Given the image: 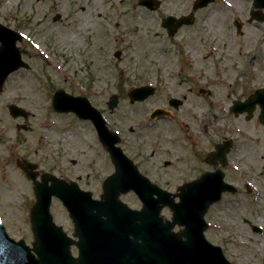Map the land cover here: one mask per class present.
I'll list each match as a JSON object with an SVG mask.
<instances>
[{"label":"rangeland","instance_id":"rangeland-1","mask_svg":"<svg viewBox=\"0 0 264 264\" xmlns=\"http://www.w3.org/2000/svg\"><path fill=\"white\" fill-rule=\"evenodd\" d=\"M191 1L170 0L150 12L128 0H0V24L23 35L17 46L28 65L11 73L0 92V221L10 237L33 243L30 209L35 196L32 181L21 168L24 163L36 166L38 180L49 173L76 181L96 199L103 194L102 182L114 172L91 122L52 110V96L62 89L87 97L110 130L118 132L119 146L140 171L170 192L185 181L178 179L183 169H194L189 177L212 170L205 162L209 152L218 142L233 139L239 151L234 149L227 157L242 172L237 173L233 165L222 169L238 192L224 194L209 208L205 236L221 247L231 264H264V174L259 173L264 162L257 159L264 138L254 117L245 120V115L219 111L213 116L196 113L183 120L163 119L152 126L147 121L153 108L181 97L178 90L189 86L186 78L196 80V88L212 90L206 104L191 100L192 105L205 104L210 110L216 100L231 105L264 87V21L247 23L252 1L196 12V31L206 28L197 32L203 60L190 64L189 54L177 50L160 21L167 10L190 11ZM213 11L218 14L202 21ZM234 19L245 24L241 35ZM116 51L121 52L119 58L114 56ZM147 83L157 85L155 95L131 104L129 89ZM111 94L118 96L113 110L107 106ZM9 105L29 115L13 118ZM244 182H250L252 189L256 185L258 196L255 190L247 194ZM120 200L133 209L141 207L131 192ZM51 213L72 237L73 224L59 200L53 199ZM161 215L171 219L167 208ZM250 224H260L263 233L255 234Z\"/></svg>","mask_w":264,"mask_h":264},{"label":"water","instance_id":"water-1","mask_svg":"<svg viewBox=\"0 0 264 264\" xmlns=\"http://www.w3.org/2000/svg\"><path fill=\"white\" fill-rule=\"evenodd\" d=\"M209 0H201L196 8L203 7ZM142 5L154 9L158 3L153 0H141ZM154 5V7H153ZM256 7H264V0H255ZM263 16L257 17L262 20ZM170 27V33L186 22L185 18L176 20L168 17L163 21ZM21 40L19 33L0 25V91L7 76L27 65L21 60V52L16 42ZM151 87H139L129 94L131 102L143 101L153 94ZM263 104L264 90L256 91L245 103H235L233 110L249 113L254 104ZM113 96L108 107L116 105ZM52 108L59 113L73 112L79 118L90 120L106 148L115 167V173L102 185V201H94L91 193L79 190L77 184H69L49 175L36 181L37 174L33 165L24 169L34 183L36 203L31 210V228L34 243L30 248L24 241L11 239L0 223V264H230L219 247L208 243L203 235L207 225L203 216L208 207L221 199L223 192L236 190L223 181L219 170L207 173L198 180L180 188L179 203L174 195L149 184L137 168L116 146L119 138L105 126L101 114L84 97H73L62 90L55 92ZM9 111L13 117H26V112L15 106ZM228 144L217 146V152L211 155L210 162L219 160L225 163L224 153ZM51 185H48L49 181ZM134 191L143 204L140 211L131 210L118 200L120 194ZM59 198L75 226L73 240L53 223L49 207L52 197ZM156 196V198L154 197ZM173 212V221L163 223L159 217L163 207ZM183 226L178 233L172 232L174 226ZM255 229V228H254ZM256 230V229H255ZM77 248V257L71 253V247Z\"/></svg>","mask_w":264,"mask_h":264},{"label":"flooded vegetation","instance_id":"flooded-vegetation-1","mask_svg":"<svg viewBox=\"0 0 264 264\" xmlns=\"http://www.w3.org/2000/svg\"><path fill=\"white\" fill-rule=\"evenodd\" d=\"M128 1L130 2L131 0H128ZM195 1L196 0H192L190 2L191 3V9L188 12L179 13V11L176 9L165 11L166 14H163V18L161 19V21L166 16L182 17V16L190 15L191 10L193 8V3ZM245 1L246 0H237V1L236 0H214V2L209 4L207 7L199 9V10H210V9H213L215 6H217V5L219 6L221 4L222 5L223 4L234 5L236 3L241 4V3H244ZM251 1H253V0H251ZM160 2H161L160 7H162L164 4L169 3L170 0H160ZM199 10H197V11H199ZM197 11H195L192 14V17L190 19L191 23L189 25L181 26L173 35H169L167 30L162 28L165 31V33L167 34V36L169 37V39L175 40L176 48L179 52L180 51L185 52L186 55L189 54V58H188V56H186V57H187V62L190 64H197L201 60H203V57H201V55L199 53L201 42L198 39V37H199L200 33L197 34V32L200 30L206 29V28H204L205 26H202V27L198 28V31H196L197 25H198V14L196 13ZM211 14H213V16H214L215 14H218V13L216 11H213L209 15H204L202 17V21H207L208 18L211 17ZM250 17H251V12L249 14V18ZM249 18L247 20V23H251L249 21ZM161 21H160V23H161ZM255 22H257V21H255ZM237 23L240 25L241 29L243 28V26H245V24L237 22L236 19L233 20V26L236 29V33L241 35L242 30H241V33H239V30L237 29V26H236ZM196 41L199 42V46L197 45ZM185 84H187L189 86L187 88L181 87L178 90V92L182 94L181 97H176V96L171 97V98L167 99V101L165 102V104L163 106H160V107L164 108L167 112L170 113V116H171L170 120H173V118H175V117H181L180 120H183L182 117L192 118L196 115V113H199V115H203L204 113H206L207 116H213V115L217 114L219 111H221L223 113H228V114L234 115V113L231 111V105H232L233 101H236L237 99L233 100L231 105L230 104L227 105L226 103L225 104L222 103L220 100H216V102L214 104L213 103L211 104V106L213 108L210 110V109H208L209 107L205 108V104L207 103V101H209L211 99V96L213 95L212 90L209 89L208 87H201V86L196 88L198 83L193 78H186ZM210 84H212V83H210ZM171 89H173V88H171ZM173 99L175 101H173ZM194 99H202L205 102V104L204 105H201V104L200 105H192L191 100H194ZM171 103L175 104V106L173 107L171 105ZM260 116H261V108H260V106L256 105L255 110L253 112V117H254V120L256 121V127H257L258 134H260L262 132V136L264 138V126H263L262 122L260 121ZM244 117L246 120V115ZM149 126H152V125H149ZM215 145H214V147H215ZM234 149L237 152L239 151V149L235 148V146L233 147V144H232L228 155ZM257 159L259 160L260 163L264 162V150H263V152H260L259 154H257ZM205 170H207V169H205ZM193 171H194L193 168L183 169V171L178 175V179L181 181H183V180L187 181V180H191V179L196 178V177H189L188 176V175H191L193 173ZM259 173H261V175H263L264 174V168H261ZM178 186H177V188H178ZM177 188H176V190H177Z\"/></svg>","mask_w":264,"mask_h":264},{"label":"bare ground","instance_id":"bare-ground-1","mask_svg":"<svg viewBox=\"0 0 264 264\" xmlns=\"http://www.w3.org/2000/svg\"><path fill=\"white\" fill-rule=\"evenodd\" d=\"M10 1V0H9ZM137 49L138 48H136V52H137ZM3 116V113H2V110H1V108H0V117H2Z\"/></svg>","mask_w":264,"mask_h":264}]
</instances>
